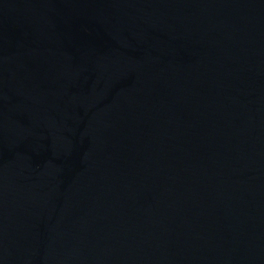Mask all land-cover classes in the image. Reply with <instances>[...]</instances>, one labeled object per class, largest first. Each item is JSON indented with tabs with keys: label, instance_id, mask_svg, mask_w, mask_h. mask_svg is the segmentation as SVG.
<instances>
[{
	"label": "water",
	"instance_id": "obj_1",
	"mask_svg": "<svg viewBox=\"0 0 264 264\" xmlns=\"http://www.w3.org/2000/svg\"><path fill=\"white\" fill-rule=\"evenodd\" d=\"M0 264H264V0H0Z\"/></svg>",
	"mask_w": 264,
	"mask_h": 264
}]
</instances>
